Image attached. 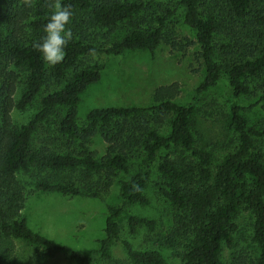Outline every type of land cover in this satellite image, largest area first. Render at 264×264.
I'll use <instances>...</instances> for the list:
<instances>
[{"label":"trees","instance_id":"trees-1","mask_svg":"<svg viewBox=\"0 0 264 264\" xmlns=\"http://www.w3.org/2000/svg\"><path fill=\"white\" fill-rule=\"evenodd\" d=\"M167 1L175 2L174 7L159 0H61L72 7L69 27L74 36L64 60L49 66L32 46L44 35L51 13L48 0H33L32 7L24 0H0V264H10V239L35 246L42 260L66 252L80 264H170L160 250L136 249L128 240L123 241L127 259L112 253L123 225L132 235L142 227L156 229L155 219L130 211L134 204L150 203L146 188L154 170L163 179L160 191L178 210L168 245L180 248L182 264H224L223 245L232 246L238 228L235 218L245 209L254 214L258 251L253 258L236 256L231 264H264V124L251 125L245 113L253 105L237 101L255 93L253 80H264V0H221V10L206 7V0ZM179 9L184 23L196 32L205 66L191 101H176L174 85L160 86L151 105L94 108L81 127L80 96L100 80L104 69L91 61L90 51L153 53L163 41L178 47L182 42L173 40L166 27ZM227 18L239 30L229 26ZM101 30L120 34L107 43ZM21 71L28 74L17 97ZM222 79L231 90L227 126L236 135V145L215 164L213 152L198 144L194 126L202 95ZM259 90L264 108V85ZM35 101L37 112L28 122L15 124L13 110L26 109ZM56 113L58 135L37 142L38 131ZM99 130L106 141L101 157L89 148ZM175 149L182 151L179 159L167 154ZM136 154L141 165L131 171ZM32 168L45 173L36 178L35 190L103 202L118 172L127 174L119 181L121 202L107 205L104 236L97 248L83 253L29 226L22 214L29 191L18 174Z\"/></svg>","mask_w":264,"mask_h":264},{"label":"rangeland","instance_id":"rangeland-1","mask_svg":"<svg viewBox=\"0 0 264 264\" xmlns=\"http://www.w3.org/2000/svg\"><path fill=\"white\" fill-rule=\"evenodd\" d=\"M164 4L174 7V3L167 0ZM206 7L220 8L221 0H206ZM215 9L217 10V8ZM229 26L239 30L232 20L226 19ZM239 25V24H237ZM168 32L173 40L182 42L173 46L163 41L155 52L147 50L126 51L122 55H111L105 52L91 56V61L104 65L101 78L91 84L80 96L79 125H87V115L94 108L109 106H149L153 103V93L160 86L174 85L177 88L176 101L188 103L191 101L196 87L205 75V66L200 59V46L196 43V32L182 20L179 11L169 18ZM120 29V28H119ZM122 32V31H121ZM119 32L109 33L101 30L104 42L109 43ZM222 38L227 39L222 33ZM183 44V45H182ZM178 45V44H177ZM27 71H21V83L17 97L24 87L23 80ZM54 83H49L54 88ZM255 89L249 96L237 99L243 106L253 105L251 111L245 113L251 125L264 124V108L260 102V87L264 85L263 79L251 82ZM44 92L47 87H44ZM231 90L226 79H222L217 86L202 95L195 117V136L198 144L213 152L214 163L218 164L224 156L236 145V135L227 126V115L230 109ZM39 109V102L35 101L26 109H14L13 119L15 124L21 125ZM58 113L54 114L49 122L38 131L37 142H43L48 135H58L56 125ZM54 147V146H52ZM90 150L96 151L98 157L106 152V141L103 132L99 130L92 138ZM166 152H164V155ZM167 154L179 159L182 151L175 149ZM131 161V171H136L141 165L140 155H135ZM80 174V171L77 172ZM45 173L33 169L21 172L18 179L25 185L27 195L25 208L22 214L27 217L29 226L58 244H66L83 253H89L99 246L98 239L104 236V228L108 215L107 205H118L121 202L119 181L127 179L123 171H119L115 181L106 195L105 202L88 197L72 196L57 192L35 190L36 178ZM163 179L157 170H154L151 181L146 188L150 199L148 205L134 204L130 211L136 215L155 219V230L142 227L134 235L130 234L126 225H123L121 238L112 246V253L117 258L127 259L124 240L130 241L136 249H158L167 258L170 264H182L180 248L168 245L169 233L173 226V219L177 209L160 191L158 184ZM237 231L234 232L232 246L224 243L222 260L224 264H231L239 255L253 258L258 251L254 241V214L251 210H243L236 218ZM178 242V241H177ZM8 259L10 264H80L71 259L66 252H60L48 260L37 256V248L20 239H10L7 244ZM100 264H106L102 261Z\"/></svg>","mask_w":264,"mask_h":264},{"label":"clouds","instance_id":"clouds-1","mask_svg":"<svg viewBox=\"0 0 264 264\" xmlns=\"http://www.w3.org/2000/svg\"><path fill=\"white\" fill-rule=\"evenodd\" d=\"M29 7L33 6V0H24ZM47 7L51 10L47 23L44 25V35L33 43L49 66L61 63L65 58V48L73 40V30L69 25L73 20V11L70 4H62L61 0H48ZM95 50L90 51L94 55Z\"/></svg>","mask_w":264,"mask_h":264}]
</instances>
